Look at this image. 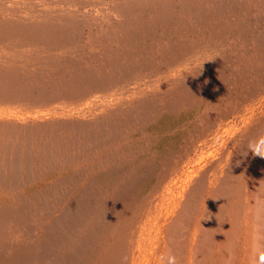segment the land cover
<instances>
[{
  "label": "bare ground",
  "instance_id": "6f19581e",
  "mask_svg": "<svg viewBox=\"0 0 264 264\" xmlns=\"http://www.w3.org/2000/svg\"><path fill=\"white\" fill-rule=\"evenodd\" d=\"M22 1L14 20L18 0H0V264H259L264 158L246 153L264 133V0ZM92 6L107 18L86 19ZM86 31L97 48L51 57L77 51ZM188 64L148 107L105 124L184 122L157 156L55 132L69 115L99 114L82 103L93 89L108 96L134 70ZM213 113L237 125L223 130Z\"/></svg>",
  "mask_w": 264,
  "mask_h": 264
},
{
  "label": "rangeland",
  "instance_id": "374dc122",
  "mask_svg": "<svg viewBox=\"0 0 264 264\" xmlns=\"http://www.w3.org/2000/svg\"><path fill=\"white\" fill-rule=\"evenodd\" d=\"M35 3H33L31 6L39 11L43 7H40V3H38L37 0H34ZM17 8L18 12L14 17V20L20 19L24 16H26L25 10L27 9L26 2H23L22 0H18L17 2ZM81 14H84L86 19L89 17H93V14H98L102 15L103 17H100L102 20H105L108 15H106L103 11H100L97 7H88L84 10H81ZM2 12L0 11V15ZM84 34L80 36L81 40H78L79 46L77 47V51L72 52L69 56H63L64 54L59 52L58 48H55L53 50H50L51 57L56 58V60H68L69 58L71 59H76L80 60L81 57L78 55L77 57H74L73 55L77 54L78 51H83L86 53H89L90 51L93 50V48L96 47V45L92 48V43H88L87 37H88V31L83 32ZM5 43L3 42L0 44V46H4ZM27 45V41H14L13 42V48L20 49L21 47H25ZM8 48V47H7ZM97 48V47H96ZM6 52L8 51L5 49ZM10 50V49H9ZM61 51V50H60ZM78 58V59H77ZM192 58L194 59L191 63L198 64V61H195L196 55L193 54ZM198 59V58H197ZM23 62V61H21ZM18 62V63H21ZM26 63V67L28 65V62ZM34 68L37 69H42L43 65L40 62L33 63L31 65ZM191 64L185 65V68L180 69L178 68H170L167 70L166 73H140L138 70H134L129 76L127 77H122L119 82L123 84V86H119V91L112 92L110 95L105 96L103 95L102 90L103 89H93L91 92L87 93L86 98L82 101V103H87V101L90 102V100H96L93 107L96 109L99 114H96L94 116L91 115V111L86 115V117H83L81 120H78L77 122H72L73 120L69 115L68 118L66 119H61L57 122L58 126L55 129V132L61 136L62 133H65L66 127L70 126V129L72 130L73 137L72 140L76 142V139L81 138L83 140L82 136H86L85 132L90 131L89 136H86V142L87 143H94L96 142L97 144L101 143L105 145L106 148H116V147H124L125 152L129 155H133L135 157H140L141 155L150 156L155 155L157 156V152L159 151V147H164V146H169L170 138L169 134L167 133L170 129L173 133H181L186 130V126L183 125L184 122H179L177 126L179 127L174 128V125L172 122L169 124L166 122L167 126H153V127H148V130H140L139 128L136 127V129H129L124 125L118 126V125H113L111 127H105V124L107 121H110L114 118L119 117L120 115H124V113H136L137 111L144 109L148 107L151 103V100H154L157 98L161 93H165L167 89L172 88L171 86L175 81H181L180 76L184 78L188 71L191 68ZM27 68H20V71L24 72L26 71ZM184 81V79H183ZM115 85V84H114ZM113 85V86H114ZM117 87H114L116 89ZM91 93V94H90ZM89 94V95H88ZM53 102L49 103L52 104ZM37 105H40L39 103ZM76 105H78L76 103ZM204 110H208L207 107H204ZM216 117V122L219 125V128L226 130V128L230 126H235L233 125L234 120V114L228 113V114H222V113H213ZM67 117V116H66ZM12 125L17 122H10ZM172 123V124H171ZM37 124H41L43 127V122H37ZM36 124V126H37ZM156 125V124H155ZM23 124L17 123V127L21 128ZM100 126H104L103 128ZM172 126V127H171ZM36 129V128H35ZM178 130V131H177ZM132 131V133H130ZM114 132V133H112ZM170 132V133H172ZM103 133V134H102ZM116 135V136H115ZM204 139V138H203ZM56 140L58 141L59 138ZM213 141H215V137L212 138L207 142L205 145L210 146L213 144ZM105 142V143H103ZM205 142H199L200 144L205 143ZM161 145V146H160ZM206 153H211V150H206ZM146 156V157H147ZM142 157V158H143ZM131 158V157H130ZM135 158V159H137ZM142 158H139L140 161ZM134 159V158H132ZM146 160V159H145ZM144 160V161H145ZM139 161V162H140ZM143 161V160H142ZM147 161V160H146ZM156 161V160H154ZM222 161V160H220ZM151 162V161H147ZM136 163V162H135ZM159 163V162H158ZM169 185H167V188ZM161 190V189H160ZM159 191V190H158ZM157 195L159 193L157 192ZM154 196V195H153Z\"/></svg>",
  "mask_w": 264,
  "mask_h": 264
},
{
  "label": "clouds",
  "instance_id": "9594fccd",
  "mask_svg": "<svg viewBox=\"0 0 264 264\" xmlns=\"http://www.w3.org/2000/svg\"><path fill=\"white\" fill-rule=\"evenodd\" d=\"M248 152H251L253 156H259L264 158V133L259 134L253 141L248 145ZM168 264H176L175 257L168 258ZM259 264H264V253L259 256Z\"/></svg>",
  "mask_w": 264,
  "mask_h": 264
}]
</instances>
